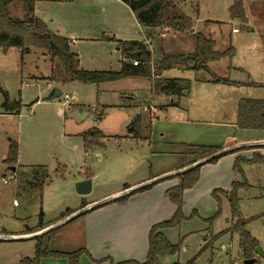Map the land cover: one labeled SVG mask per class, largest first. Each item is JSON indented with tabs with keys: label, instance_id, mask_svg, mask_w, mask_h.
<instances>
[{
	"label": "rangeland",
	"instance_id": "374dc122",
	"mask_svg": "<svg viewBox=\"0 0 264 264\" xmlns=\"http://www.w3.org/2000/svg\"><path fill=\"white\" fill-rule=\"evenodd\" d=\"M186 1L177 2L193 19L186 34L177 33L173 37V31L157 29L151 48L146 43L153 67L160 59L162 48L167 54H188L185 46L193 44L191 35L198 32L193 22L208 17L209 12H214L217 18V22L207 27L212 38L234 27L245 32L259 26L264 18V0L246 2L249 21L245 25L229 16L228 5L233 0H195L191 6ZM8 9L13 17L23 15L18 0H12ZM35 14L54 33L77 38L70 49L78 54L79 65L85 70H119L118 45L105 37L138 41L145 37L132 11L120 0L44 2L37 4ZM161 32L167 35L162 37ZM233 36L237 38L239 34ZM222 46L225 45L217 40L216 50H222ZM244 46L239 47L237 60L242 70L238 72L228 74L226 58L208 62L207 70L173 67L162 71L160 77L185 78L191 83L186 96L174 98L178 106L169 108L166 104L163 109L159 106L170 102L172 97L167 100L164 93L152 91L151 80L144 77L98 85L77 80L64 84L52 82L62 94L41 100L52 89L42 79L51 69L45 51L31 47L20 60V50L16 47L6 52L0 49V86L12 102L19 103L18 113L0 115V234H32L46 226L42 234L35 236L0 239V264L32 260L36 248L73 252L83 247L82 215L58 223L71 215L70 210L79 207L84 197L92 200L111 192L122 193L127 183L159 172L178 171L179 166L197 157V146H215L227 140L234 145L240 140L236 136L242 132L235 126L238 100L264 98V86L254 84L264 82L261 73L264 46L259 50ZM250 59L256 62L251 63ZM212 75L234 79L240 84L223 93L221 86L205 84ZM63 94L70 96L65 106ZM36 97L40 100L35 102ZM1 99L0 93V102ZM149 107H155V116L150 114L153 110ZM93 130L100 132L96 136L99 144L85 150L81 134L89 138ZM257 133L264 135V131ZM253 138L257 137H248ZM10 141L17 144L18 150L17 161L11 166L3 162ZM249 164L239 163L240 173L249 187L237 191L238 212L242 218L249 219L246 229L257 239L261 250L256 252L254 264H264V163ZM40 165L44 169L36 171L34 167ZM87 175L92 180L91 191L80 196L74 186ZM216 180L217 177H206L200 191L187 197L184 219L165 233L171 244H177V250L159 256L161 264L184 263L193 257L196 264H242L236 233L226 232L213 239L232 220L227 199L222 200L221 194H218L221 199L217 212L213 189L208 188ZM192 208L196 211L192 212ZM205 244L208 247L202 250ZM134 254H141L140 245ZM79 258V264H112L103 261L104 257L96 262L85 255ZM36 264H68V261L65 257L45 256Z\"/></svg>",
	"mask_w": 264,
	"mask_h": 264
},
{
	"label": "trees",
	"instance_id": "16d2710c",
	"mask_svg": "<svg viewBox=\"0 0 264 264\" xmlns=\"http://www.w3.org/2000/svg\"><path fill=\"white\" fill-rule=\"evenodd\" d=\"M11 1L12 0H0V49L2 52H6L9 48H18L20 50V60H22V56L25 53L30 52L31 47L43 49L48 56L51 69L49 75L42 79L50 83L58 82L64 84L71 80H77L98 85L103 82L116 81L123 78L144 77L151 80L152 91L164 93L165 95L172 97V100L167 104L170 106H177L178 102H175L174 98L186 95L189 92L191 83L189 79L185 78L160 77L162 71L173 67H183L195 71L207 70L208 62L217 61L222 58L231 59L235 54V50L232 46H229L222 51L214 50L213 40L209 37H205L202 33L197 32L191 35L193 39V50L191 53L186 55L167 54L161 49L160 59L155 64V67H153L150 50L146 47L143 41L118 40L114 37H105V39L115 41L118 45V50L121 54L119 70H85L79 65L78 54L71 51L69 39L50 31L46 24L35 15V0H18L22 3L23 8V15L21 18L10 15L8 5ZM121 1L129 7L137 22L145 28L144 36L146 40L157 37V35H155L157 29H159V32L170 30L178 34H186L192 25L193 19L185 14L182 11V8L177 5L178 1L185 0ZM228 9L231 18H238L242 20L243 23L246 22L244 8L240 0L234 1ZM162 33L164 32H161V34ZM212 77L211 80L213 82L233 85L240 84V82L230 80L227 77L220 78L217 76L215 77L214 75H212ZM254 84L264 86V84L261 83ZM0 93L3 97L0 107L5 111L13 112L15 114L18 113L19 103L12 102L8 93L4 91L1 86ZM162 107V105L159 106V108ZM235 126L238 129L264 130V98H240L237 102ZM99 134L100 132L97 130H93L92 133L89 132V138H86L81 134L85 150L93 145L99 144L96 138ZM219 149L220 147L216 146H197V157L188 164L204 158ZM17 151V144L10 141L8 144L7 155L3 162L9 166L16 163ZM218 158L219 157L214 158L208 163H213ZM239 163H264V156L260 153H253L252 157L247 160L241 157H236L233 165L240 173L241 169L239 168ZM200 166L201 165H197L194 168L177 174L176 176L180 179L179 183L166 190L169 200L175 205V211L168 220L161 221L150 227L148 231V248L145 260L142 262H111L112 264H161L159 256L177 250V244H171L160 230L163 228H172L184 219L185 216L182 211L183 191L193 187L198 181ZM34 169L36 171H42L44 168L40 165L35 166ZM240 175V180L233 182L229 191H212L217 206L220 203L218 193L227 198L232 219L230 226L223 229L218 234L213 235V239L229 231L235 232L238 235V251L242 258H255V262H257L255 257V247L258 245V241L246 229V224L249 219L242 218L238 212L239 198L237 196V191L240 187H249L244 175L242 173H240ZM147 187L148 185L136 189L133 192L142 191ZM125 196H121L117 199L125 198ZM219 209L218 206L217 212ZM207 247L208 246L205 244L202 250ZM82 253L88 255L84 248H79L73 252L45 251L36 248L35 257L32 260L23 259L19 264H25L27 262L36 264L40 257L45 256L65 257L67 258L68 264H79V256ZM172 264L196 263L195 258L193 257L184 263L174 262Z\"/></svg>",
	"mask_w": 264,
	"mask_h": 264
},
{
	"label": "crops",
	"instance_id": "0c3cea01",
	"mask_svg": "<svg viewBox=\"0 0 264 264\" xmlns=\"http://www.w3.org/2000/svg\"><path fill=\"white\" fill-rule=\"evenodd\" d=\"M51 1L63 2L67 0H35L34 13L36 11L37 4H42L44 2H51ZM234 1L236 0H233V2ZM240 1L242 2L244 12H245L246 22L243 23L245 25L249 21L247 12L245 11L246 2H249V1L248 0L247 1L245 0V2L243 0H240ZM186 2L190 5V3L193 1L187 0ZM230 5H228V8ZM192 12L194 14L195 12L194 9H192ZM38 18H40L48 27V24L43 18L41 17H38ZM211 22H217V18L214 17V12H209L208 17H203L202 19H197L196 21H194L193 27L194 29H196L195 30L196 32L197 31L201 32L205 36L213 40L214 50H216L217 40H220L222 45L223 44L225 45V46H222L223 47L222 50L227 49L229 46H232L234 48L235 50L234 56L231 59L226 58L228 59L226 63L227 64L226 70L228 74L234 73L235 71L238 72L242 70L239 64L240 62L239 60H237V57L239 56V47L241 48L243 45H245L244 47L247 49H251V50L258 49L259 50L260 48H263L264 46V18H263L262 23L259 26L254 25L245 32H240L239 30L234 32L233 31V29L235 28L234 27V28H231L230 30H227L225 34L219 33V36H216L214 38H212V35L207 31V27L209 23ZM261 25L262 27H260ZM141 27H142V31L144 32L145 28L143 26ZM48 29L51 31L49 27ZM176 34L177 33L173 34V37H175L174 35ZM233 34L234 35L239 34V37L234 38ZM164 35H167V34H161L160 36L163 37ZM67 38L69 39L70 44L72 43L74 44L75 41L77 40V38H72V37H67ZM151 41L153 40L152 39L146 40L144 37L143 42L145 43V45L146 43L149 44L150 48H151ZM241 42L242 44H240ZM185 47L187 49L186 53H189L193 49V44L191 43L187 44ZM222 50H217V51H222ZM163 51L165 52V50ZM249 62L255 63L256 60L250 59ZM153 65H154V62H153ZM261 73L264 75V61H262ZM230 80H234V79H230ZM206 82H209V83H205L206 85H212L215 87L221 86L220 88H222L221 91L223 93H227L229 90V87L234 86L233 84L213 82L211 79H206ZM255 83H264V82L256 81ZM47 84L51 87H53L54 85L53 83H50V82H47ZM166 98L168 100L170 96L166 95ZM2 101H3V97L1 99V102ZM166 104H167V101L162 106L165 107ZM163 107L160 109H163ZM167 107L172 108L173 106L168 105ZM149 108L150 110L151 109L153 110L150 114H154L155 116V113H156L154 111L155 107L154 108L149 107ZM0 109L2 108L0 107ZM1 111H0L1 116H10L12 114H15L13 112H8L5 110H1ZM240 130H241L240 132L242 133L236 136L237 139H240V140L233 143L234 145L229 144V141L227 140L228 143L227 141L223 142L222 144L220 142V144H216L215 146H218L221 149V148L231 147V145L239 146L243 143H253V145L237 147L236 149L233 150V152H229V153L222 155L213 163L202 164L199 169L198 181L195 183L193 187L189 189H185L183 191V203H182L183 213H185L186 211L184 210L187 209V206H185L187 197L191 195V193L200 191L199 188H201V185H204L202 183L206 177H217V180L213 184L209 185L208 188L217 190V191H229L231 188V184L235 181L240 180V175L238 171H236L237 169L233 165L235 158L241 157L247 160L252 157L253 153H260L262 156H264V148H263L264 145L261 144V143H264V135H262V133H257V132H263L264 130H248V129H240ZM250 136H254L257 138L248 139V137ZM254 143H258V144H254ZM188 163L189 162H187V164H183L182 166H179L178 171L190 165ZM247 164L250 165L249 163ZM173 173L175 172H170V173L159 172L158 174H151L147 176L146 178L127 183L124 185L125 190L135 189V188L137 189V187H140L145 182H148L152 179H156L158 177H164L156 182L149 184L148 187L142 191H136L131 194H124L123 196L126 195L125 198L111 200L101 206L91 208L87 210L85 213L81 214L83 218L82 228H83V234H84V239H83L84 246L81 248H84L89 255L88 256L85 253H83L81 254V256L85 255L86 257H89L95 262L97 261V259L103 258V257H104L103 261L108 260L109 262H113V263L122 262V261H137V262L144 261L146 254H147L148 231L150 227L161 221L168 220L175 211V205L169 200L167 193H166V190L168 188L177 185L180 181L178 176L171 177ZM87 178H90V175L83 176V178L81 179L83 180ZM78 181H81V180H78ZM89 193L87 194L77 193V194L80 196H86ZM119 193H121V191L111 192L107 196H102V197L92 199V200H87V197H84L83 201L85 200V202L82 201L79 207L71 209L70 211L74 213L76 210H79L82 207L90 205L101 199L115 196ZM224 197L225 196L222 197V200ZM192 211H196L195 208H192ZM230 224L231 222L230 223L228 222L229 226ZM45 227L46 226L44 225V228L40 229L39 231L35 233L31 234L27 232L25 234H27L28 237H30L31 235L35 236L38 234H42V232L46 230ZM168 229L170 228H163L160 231L165 235ZM228 233L234 234L235 232L229 231ZM25 234L23 233L22 234L21 233L20 234L3 233V234H0V237H6V239H2V240L24 239ZM138 245L141 246L140 255L134 254V250L136 249Z\"/></svg>",
	"mask_w": 264,
	"mask_h": 264
},
{
	"label": "water",
	"instance_id": "95a60500",
	"mask_svg": "<svg viewBox=\"0 0 264 264\" xmlns=\"http://www.w3.org/2000/svg\"><path fill=\"white\" fill-rule=\"evenodd\" d=\"M61 94H62V91L59 89V87L54 86V87H52L50 93L48 95H46V96H43L41 98V100H51L53 98L60 97ZM38 100H40L39 97H36L34 99L35 102L38 101ZM132 130H133V128L130 127L129 131H132ZM254 144H258V143H254ZM261 144L264 145V143H261ZM247 145H253V143H243V144H241L239 146H231V147H228V148H221V149L213 152L212 154H210V155H208V156H206V157H204V158H202L200 160H197V161L193 162L192 164L188 165L187 167H185V168H183V169H181L179 171H176L173 174H179V173H182V172H184L186 170L194 168L197 165H202L204 163H208L210 160H212L214 158L221 157L222 155H224L226 153L232 152L237 147L247 146ZM162 178H164V177H158L156 179H152V180H150L148 182H145L140 187H137V189L142 188L144 186H147V185H149V184H151L153 182H156V181H158V180H160ZM74 188H75V191L78 194H87V193H89L91 191V180H90V178L83 179L81 181L76 182ZM135 190H136V188L135 189H126L122 193H119V194H117L115 196L107 197V198L101 199L99 201H96V202H94V203H92L90 205H87L85 207H82L79 210H77L76 212H74L71 215H69L68 217H66L65 219L61 220L58 224L64 223L68 219L70 220V219H72V218H74L76 216H80L81 214L85 213L87 210H89L91 208H94V207H97V206H101V205H103V204H105V203H107V202H109L111 200H115V199L123 196L124 194H129V193H131V192H133ZM0 238L1 239H6V237H0ZM9 238H11V237H9ZM255 252L261 253V250H260V248L258 246L255 247ZM254 263H255V258H248V259H243L242 260V264H254Z\"/></svg>",
	"mask_w": 264,
	"mask_h": 264
},
{
	"label": "built area",
	"instance_id": "2783aa9c",
	"mask_svg": "<svg viewBox=\"0 0 264 264\" xmlns=\"http://www.w3.org/2000/svg\"><path fill=\"white\" fill-rule=\"evenodd\" d=\"M237 28H234L233 31H237ZM63 98L64 100L62 101V105L65 106L67 104L68 99L70 98V96L68 94H63ZM16 204V202L14 201V205Z\"/></svg>",
	"mask_w": 264,
	"mask_h": 264
}]
</instances>
